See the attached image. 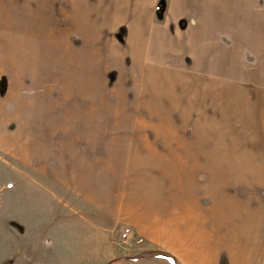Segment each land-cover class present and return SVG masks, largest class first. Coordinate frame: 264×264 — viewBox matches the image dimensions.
Returning a JSON list of instances; mask_svg holds the SVG:
<instances>
[{
  "label": "rangeland",
  "instance_id": "obj_1",
  "mask_svg": "<svg viewBox=\"0 0 264 264\" xmlns=\"http://www.w3.org/2000/svg\"><path fill=\"white\" fill-rule=\"evenodd\" d=\"M166 1L160 21L159 2L79 0L72 40L64 0H23L53 28L0 38V264H173L150 251L172 231L186 264H264V0ZM105 3L131 13L126 45L103 14L90 37Z\"/></svg>",
  "mask_w": 264,
  "mask_h": 264
},
{
  "label": "crops",
  "instance_id": "obj_2",
  "mask_svg": "<svg viewBox=\"0 0 264 264\" xmlns=\"http://www.w3.org/2000/svg\"><path fill=\"white\" fill-rule=\"evenodd\" d=\"M139 1V5L135 11V15L138 19L141 18H145V19H149L150 15H154L156 18V6L158 4V2L160 0H154V1H149V0H137ZM22 2L23 0H0V38H7V39H16V38H20L22 36L21 32H29L32 33V38L33 37H47L49 35H51L52 32V28H53V24H46L43 21V15L41 17H39L37 24L35 22L32 21V17L33 15H35V12H32V7L31 6H26L24 9L21 8L22 6ZM79 0H64V4L67 5V8L65 10L64 13V20L61 21V32L63 33L61 35L62 38H66V39H74V40H78V39H84L86 37V33H89V30L87 29V26L84 25V21H82L83 19H79V14L78 12L80 11V3L78 4ZM64 6V5H63ZM154 10V11H153ZM49 11V8L46 9V12ZM89 13H93V16L90 18H86V23L88 25H92L93 27H95V31L90 35V37L94 38V39H99L104 37V35H102L101 33V16L102 14L105 16L104 22H105V26L104 28L108 29V31L110 33L113 34L114 39L120 44V45H126L127 39L130 38V35L126 34V39L123 41V43L119 42L117 39V35H118V31L122 30V29H126L127 33L129 30V27L126 26V24H128V15H130L131 13H127L124 10H116V9H112V6L105 3L103 6L101 4H97L96 7L94 8V10H91ZM126 16V18H125ZM21 20H23L21 22ZM41 22L42 25L39 23ZM28 23V24H26ZM118 23H120V25H118ZM33 24H36V26L34 27ZM239 27V26H238ZM100 44V40L98 41ZM244 42H241V45ZM10 44H8L7 46H4L3 48L8 51V47ZM32 47H34L32 45ZM76 48V47H75ZM242 48L244 49V45L242 46ZM255 51H257L254 48ZM20 51H26V49L22 48L20 49L18 52ZM99 54L102 53V51H104L105 53L106 50H97ZM33 52V51H32ZM38 52V51H37ZM75 53L78 54H83V52H80V48L77 47V50L74 51ZM135 53H139V51H134ZM260 52V51H259ZM7 53L4 54L3 56H7ZM35 53V52H33ZM40 53V52H38ZM141 53V52H140ZM261 53V52H260ZM96 54V53H94ZM1 57V55H0ZM260 66H264V61H262V58H260ZM28 64V63H27ZM29 65V64H28ZM245 66H237L238 70H242L243 72L245 71ZM14 69H17L19 71H28V70H32V73L36 76L39 72L40 69L37 66H13ZM200 66H196L195 68H193L194 70L199 68ZM237 82H238V86H241L240 84H246V80L245 78H236ZM187 81L191 84H193L194 86H202L204 85V81L201 79H197L196 77H193V79H187ZM248 82V81H247ZM210 85V84H209ZM258 86H262L264 88V79H262L260 84H257ZM263 94L259 95L256 94L255 92L253 94H248L252 95L254 97H259L258 102L262 103V107L259 108V113L258 115H254L256 120H261L263 126H264V92H262ZM194 102H197L202 104L203 106L206 107L207 104V99H206V93H198L195 94L194 93ZM247 96V97H248ZM210 99L208 98V102ZM192 102V101H191ZM31 117L32 115L28 116V121L31 122ZM31 133V130H30ZM4 134H6V132L4 131ZM15 136V135H14ZM0 139H2L3 141L8 140L11 141V138L6 135L3 136L1 135ZM10 139V140H9ZM264 141V139H263ZM1 142V141H0ZM206 150V154L207 157L204 158V161H211L213 164L217 163L216 161H219L220 159L217 157H211L210 154H212L210 149H205ZM192 168H196L198 166H196V164ZM181 164H176L173 166V168H176V177L178 176V172L180 171L179 168H181ZM199 168V167H198ZM55 180H59L61 178V176L55 174ZM178 235V233L176 231H172L169 234H166L167 237H164L162 241L157 242V246L158 248H152L150 249V251H158V252H164V253H168L173 255L179 264H186V260L184 258H182V255L180 252H176V249H174V247L176 246H181L179 244H174L172 241L173 239ZM166 239V240H165ZM163 242V243H162ZM164 245V246H163ZM164 248H162V247ZM177 248V247H176ZM178 249V248H177ZM179 250V249H178ZM179 254V255H178ZM157 257V256H155ZM161 258V257H159ZM184 259V260H183ZM160 260V259H158ZM155 262V261H154Z\"/></svg>",
  "mask_w": 264,
  "mask_h": 264
},
{
  "label": "trees",
  "instance_id": "obj_3",
  "mask_svg": "<svg viewBox=\"0 0 264 264\" xmlns=\"http://www.w3.org/2000/svg\"><path fill=\"white\" fill-rule=\"evenodd\" d=\"M158 9L160 10L158 13H157V16H158V20H162L163 17H164V14L166 13V9H167V1L166 0H160L159 1V4H158ZM161 254V256L164 255V252H158ZM172 261H173V264H178L177 260L175 257H172L170 255H167Z\"/></svg>",
  "mask_w": 264,
  "mask_h": 264
}]
</instances>
